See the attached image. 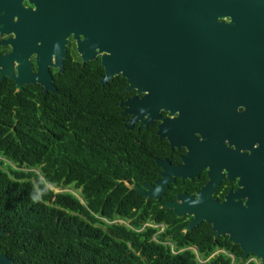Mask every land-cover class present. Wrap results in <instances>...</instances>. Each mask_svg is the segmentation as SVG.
I'll use <instances>...</instances> for the list:
<instances>
[{
    "label": "trees",
    "instance_id": "1",
    "mask_svg": "<svg viewBox=\"0 0 264 264\" xmlns=\"http://www.w3.org/2000/svg\"><path fill=\"white\" fill-rule=\"evenodd\" d=\"M88 76L68 61L59 94L0 83V254L13 264H260L240 262V248L205 223L183 232L172 213H135L124 182L136 169L122 164L135 147L120 123L125 80ZM147 222L164 228L141 230Z\"/></svg>",
    "mask_w": 264,
    "mask_h": 264
},
{
    "label": "water",
    "instance_id": "2",
    "mask_svg": "<svg viewBox=\"0 0 264 264\" xmlns=\"http://www.w3.org/2000/svg\"><path fill=\"white\" fill-rule=\"evenodd\" d=\"M29 1L46 24V48L43 54L31 49L37 53L36 73L26 62L24 48L0 57V81L3 77L13 80L15 92H21L22 85L38 84L44 93L59 94L48 68L63 71L70 35L77 41L83 63L100 56L101 85L120 76L127 83L126 91L144 90L150 98L165 96L170 90L176 98H202L205 89L213 93L222 89L227 98L234 97L237 83L249 78L264 90V0ZM15 52L24 56H14ZM134 103L135 97L120 104L127 108L122 114L132 115L128 130L139 118L130 109ZM173 106L182 109L185 105ZM256 108L264 110V104ZM126 186L141 194L137 186ZM179 199L180 203L164 208L178 218L190 217L183 232L205 223L215 239L227 237L240 248V262L254 256L264 264V213H219V206L209 197L198 198L188 207L183 196ZM0 234L7 235L1 228ZM0 264L13 261L1 254Z\"/></svg>",
    "mask_w": 264,
    "mask_h": 264
},
{
    "label": "flooded vegetation",
    "instance_id": "3",
    "mask_svg": "<svg viewBox=\"0 0 264 264\" xmlns=\"http://www.w3.org/2000/svg\"><path fill=\"white\" fill-rule=\"evenodd\" d=\"M34 10L29 0H0V57L8 56L13 49L24 48L32 73L38 68L37 53L31 49L37 48L43 54L46 48L43 37L46 24L43 25V19ZM76 43L73 35L66 38L62 72L48 68L54 86L56 78L60 80L65 73L68 61L74 71L89 75V80L95 74H99L98 82L103 77L100 56L83 63ZM13 55L24 56L16 52ZM12 65L16 66V62ZM4 81L11 83L15 91L13 80L3 77L0 83ZM125 84L124 92L128 96L118 103L120 123L130 132L135 147L131 152L134 163L122 164L136 169L135 177L130 179L132 183L124 182L141 191V194L134 191L135 213L173 214L164 205L180 203V196L184 197L187 207L198 198L209 197L219 206V213H264V110L256 108L264 104V90L255 87L254 80L248 78L237 83L234 97L227 98L223 97L222 89L217 93L205 89L202 98H176L175 91L171 90L165 96L150 98L144 90L126 91V81ZM32 86L42 88L38 84H25L22 90ZM133 97L136 103L130 109L139 118L128 130L132 115L122 114L127 108L120 104ZM175 103L185 106L174 108ZM196 104L206 106H193ZM120 150L130 157L127 148ZM183 219L187 225L190 217ZM113 223L129 225L120 219ZM145 227L159 228L160 232L164 228L162 224L149 222L141 230ZM187 249L196 253L195 247ZM222 252L217 249L208 259Z\"/></svg>",
    "mask_w": 264,
    "mask_h": 264
},
{
    "label": "rangeland",
    "instance_id": "4",
    "mask_svg": "<svg viewBox=\"0 0 264 264\" xmlns=\"http://www.w3.org/2000/svg\"><path fill=\"white\" fill-rule=\"evenodd\" d=\"M0 160H2V159L0 158ZM51 189H53L55 192H65V190H57V189H54V188H52V187H51ZM70 192H73V191L70 190ZM74 194H75L76 196H78L77 193H74ZM250 260L255 261L256 263L258 262L257 259H254V258H251ZM257 264H258V263H257Z\"/></svg>",
    "mask_w": 264,
    "mask_h": 264
},
{
    "label": "built area",
    "instance_id": "5",
    "mask_svg": "<svg viewBox=\"0 0 264 264\" xmlns=\"http://www.w3.org/2000/svg\"><path fill=\"white\" fill-rule=\"evenodd\" d=\"M195 253V252H194ZM196 254V258H197V260L199 261V262H202L200 259H199V257L197 256V253H195Z\"/></svg>",
    "mask_w": 264,
    "mask_h": 264
},
{
    "label": "clouds",
    "instance_id": "6",
    "mask_svg": "<svg viewBox=\"0 0 264 264\" xmlns=\"http://www.w3.org/2000/svg\"><path fill=\"white\" fill-rule=\"evenodd\" d=\"M66 191V190H65Z\"/></svg>",
    "mask_w": 264,
    "mask_h": 264
}]
</instances>
